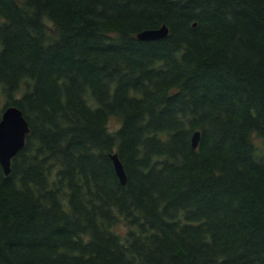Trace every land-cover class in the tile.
<instances>
[{"label": "trees", "instance_id": "obj_1", "mask_svg": "<svg viewBox=\"0 0 264 264\" xmlns=\"http://www.w3.org/2000/svg\"><path fill=\"white\" fill-rule=\"evenodd\" d=\"M2 99L0 264H264V0H0Z\"/></svg>", "mask_w": 264, "mask_h": 264}, {"label": "water", "instance_id": "obj_2", "mask_svg": "<svg viewBox=\"0 0 264 264\" xmlns=\"http://www.w3.org/2000/svg\"><path fill=\"white\" fill-rule=\"evenodd\" d=\"M169 34L166 25L160 28L146 29L137 34L143 41L160 40ZM30 131L29 123L23 111L16 105L4 109L0 120V163L6 175L11 172V163L14 156L25 146L26 137ZM200 143V131H196L192 137V147L197 149ZM114 167L122 184L127 183V174L118 154L112 155Z\"/></svg>", "mask_w": 264, "mask_h": 264}, {"label": "rangeland", "instance_id": "obj_3", "mask_svg": "<svg viewBox=\"0 0 264 264\" xmlns=\"http://www.w3.org/2000/svg\"><path fill=\"white\" fill-rule=\"evenodd\" d=\"M0 103L3 105V104L5 103V99H2V100L0 101ZM112 124L117 125V124H118L117 120L114 119V120L112 121Z\"/></svg>", "mask_w": 264, "mask_h": 264}, {"label": "bare ground", "instance_id": "obj_4", "mask_svg": "<svg viewBox=\"0 0 264 264\" xmlns=\"http://www.w3.org/2000/svg\"><path fill=\"white\" fill-rule=\"evenodd\" d=\"M163 26V25H162ZM160 28V27H159ZM139 39V38H138ZM140 40V39H139ZM141 41H143V40H141ZM152 41H155V40H152Z\"/></svg>", "mask_w": 264, "mask_h": 264}]
</instances>
